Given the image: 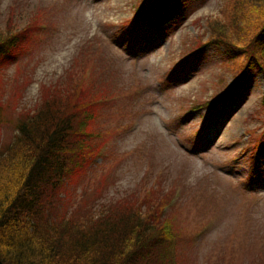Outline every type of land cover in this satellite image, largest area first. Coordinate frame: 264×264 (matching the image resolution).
<instances>
[{
    "label": "rangeland",
    "instance_id": "rangeland-1",
    "mask_svg": "<svg viewBox=\"0 0 264 264\" xmlns=\"http://www.w3.org/2000/svg\"><path fill=\"white\" fill-rule=\"evenodd\" d=\"M142 1L0 0L2 30L25 35L38 20L17 61L0 71V146L43 86L68 74L79 91L85 67L89 82L106 89L92 125L100 147L84 178L60 192V208L73 209L86 194L100 210L155 189L160 197L169 193L163 217L174 216L176 264H264V147L256 146L264 141V76L244 75L238 94L214 111L203 104L245 61L240 51L238 62L221 44L206 43L219 29L237 31V0H192L196 10L158 45V31L140 32L132 23ZM176 1L184 11L191 6ZM257 150L261 166L252 172Z\"/></svg>",
    "mask_w": 264,
    "mask_h": 264
},
{
    "label": "trees",
    "instance_id": "trees-1",
    "mask_svg": "<svg viewBox=\"0 0 264 264\" xmlns=\"http://www.w3.org/2000/svg\"><path fill=\"white\" fill-rule=\"evenodd\" d=\"M170 1L140 2L137 27H174L186 11L184 3ZM236 7L232 22L237 31L219 29L208 41L222 45L238 62L240 51L245 61L221 94L203 103L209 109L236 96L245 74L264 76V0H237ZM37 25L33 19L25 35L11 32L10 26L0 28V71L17 61L22 38ZM100 70L106 71L107 65L100 64ZM83 78L79 91L68 74L43 86L34 108L17 113L12 134L0 146V264H176L170 246L174 216L162 215L169 193L160 197L150 189L140 199L130 196L100 210L96 198L83 194L73 209L60 208V192L75 184V177L84 178L100 147L93 142L92 125L96 102L106 89L89 82L85 67ZM1 98L0 92V127L5 117ZM259 135L264 139V131Z\"/></svg>",
    "mask_w": 264,
    "mask_h": 264
}]
</instances>
